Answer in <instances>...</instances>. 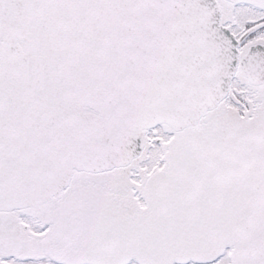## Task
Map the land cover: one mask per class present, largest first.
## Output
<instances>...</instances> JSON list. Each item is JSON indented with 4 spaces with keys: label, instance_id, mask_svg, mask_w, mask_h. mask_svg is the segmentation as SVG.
Returning <instances> with one entry per match:
<instances>
[{
    "label": "snow or ice",
    "instance_id": "1",
    "mask_svg": "<svg viewBox=\"0 0 264 264\" xmlns=\"http://www.w3.org/2000/svg\"><path fill=\"white\" fill-rule=\"evenodd\" d=\"M0 264H264V0H0Z\"/></svg>",
    "mask_w": 264,
    "mask_h": 264
}]
</instances>
